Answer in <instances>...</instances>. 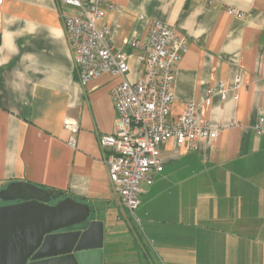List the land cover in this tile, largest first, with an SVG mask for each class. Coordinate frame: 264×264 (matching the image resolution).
Here are the masks:
<instances>
[{
	"label": "crops",
	"instance_id": "obj_1",
	"mask_svg": "<svg viewBox=\"0 0 264 264\" xmlns=\"http://www.w3.org/2000/svg\"><path fill=\"white\" fill-rule=\"evenodd\" d=\"M105 1L113 8L100 25L109 28L108 42L124 49L132 82L143 71L155 22L186 36L171 117L193 101L200 123L217 128V138L190 152H179L172 139L162 143V170L143 183L141 204L129 215L100 144L101 135L118 129L111 92L122 78L79 82L58 0H6L0 191L26 181L88 204L103 224L104 264H264V131L256 129L264 125V0ZM68 120L79 126L75 145ZM113 215L135 235L126 241L129 251L112 248L122 227Z\"/></svg>",
	"mask_w": 264,
	"mask_h": 264
},
{
	"label": "built area",
	"instance_id": "obj_2",
	"mask_svg": "<svg viewBox=\"0 0 264 264\" xmlns=\"http://www.w3.org/2000/svg\"><path fill=\"white\" fill-rule=\"evenodd\" d=\"M5 1L0 0V6ZM58 3L65 7L60 11L61 19L79 82L87 84L103 74L122 78L111 92L118 113V129L114 134L101 135L100 144L106 150L110 181L127 212L133 215L141 204L143 183L152 184L154 175L162 170V143L172 139L179 152H190L218 136L217 128L200 123L199 107L193 101L175 119L171 117L175 65L187 51L188 39L175 28L155 22L150 31L149 50L141 59L143 71L132 82L127 78L129 67L124 49L112 46L107 40L109 28L100 25L113 4L105 0H58ZM229 12L243 16L234 7ZM218 92L226 98L224 84ZM66 126L72 134L69 141L75 145L74 135L79 126L73 120H68ZM256 129L258 133L264 131L262 121Z\"/></svg>",
	"mask_w": 264,
	"mask_h": 264
},
{
	"label": "water",
	"instance_id": "obj_3",
	"mask_svg": "<svg viewBox=\"0 0 264 264\" xmlns=\"http://www.w3.org/2000/svg\"><path fill=\"white\" fill-rule=\"evenodd\" d=\"M51 192L26 181L0 191V264H104L103 224L88 204L68 197L49 202ZM87 222L84 230L58 232Z\"/></svg>",
	"mask_w": 264,
	"mask_h": 264
},
{
	"label": "rangeland",
	"instance_id": "obj_4",
	"mask_svg": "<svg viewBox=\"0 0 264 264\" xmlns=\"http://www.w3.org/2000/svg\"><path fill=\"white\" fill-rule=\"evenodd\" d=\"M59 5V3H58ZM61 6V5H60ZM61 8V7H60ZM62 9H60L61 11ZM129 215H131L130 213H128ZM95 214L92 213L90 217H93ZM128 215V216H129ZM117 215L116 216H112V221L116 222L119 225H122V227L119 229H117V231L112 235L113 239L115 240V244L112 245V248L115 250V251H129L128 249H126V245L128 242V240H130V237L132 236H135L134 233L128 228L127 226V223L125 222L126 220H117L116 219ZM120 242H124V244L122 245ZM116 243H120L118 245H116ZM130 245H132V243H129ZM137 248V247H136ZM131 251V250H130ZM122 257H129V255H119V259H121Z\"/></svg>",
	"mask_w": 264,
	"mask_h": 264
},
{
	"label": "flooded vegetation",
	"instance_id": "obj_5",
	"mask_svg": "<svg viewBox=\"0 0 264 264\" xmlns=\"http://www.w3.org/2000/svg\"><path fill=\"white\" fill-rule=\"evenodd\" d=\"M65 198L64 196H53V198L51 199V201L49 202L50 204H56L60 199ZM9 203H15L13 201H2L0 199V205L3 204H9ZM87 225V222L82 223L80 225H74L65 229H61L58 232H67V231H76V230H84L85 226ZM35 259H32V257L27 261V264L33 263L35 262Z\"/></svg>",
	"mask_w": 264,
	"mask_h": 264
},
{
	"label": "trees",
	"instance_id": "obj_6",
	"mask_svg": "<svg viewBox=\"0 0 264 264\" xmlns=\"http://www.w3.org/2000/svg\"><path fill=\"white\" fill-rule=\"evenodd\" d=\"M74 200H76V199H74ZM79 200H80V199H79ZM79 200H78V201H79ZM76 201H77V200H76Z\"/></svg>",
	"mask_w": 264,
	"mask_h": 264
}]
</instances>
